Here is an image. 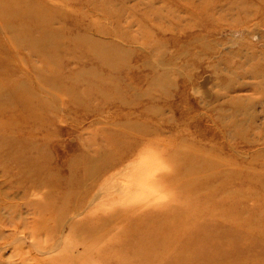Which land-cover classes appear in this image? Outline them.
<instances>
[{
  "label": "rangeland",
  "instance_id": "1",
  "mask_svg": "<svg viewBox=\"0 0 264 264\" xmlns=\"http://www.w3.org/2000/svg\"><path fill=\"white\" fill-rule=\"evenodd\" d=\"M0 264H264V0H0Z\"/></svg>",
  "mask_w": 264,
  "mask_h": 264
}]
</instances>
